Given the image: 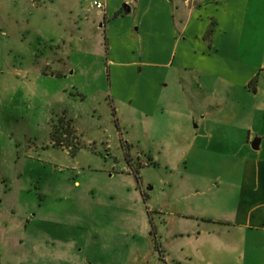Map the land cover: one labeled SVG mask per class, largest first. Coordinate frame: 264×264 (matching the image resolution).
Returning a JSON list of instances; mask_svg holds the SVG:
<instances>
[{"label": "crops", "instance_id": "crops-1", "mask_svg": "<svg viewBox=\"0 0 264 264\" xmlns=\"http://www.w3.org/2000/svg\"><path fill=\"white\" fill-rule=\"evenodd\" d=\"M86 1L0 0V99L15 104L23 88L19 104L32 102L35 112L37 98L30 87L38 78L44 75L52 83L81 78L89 85L102 58L115 123L123 133H134L126 143L147 151L148 160L135 156L141 166L164 167L152 186L141 174L139 189L160 223L151 246L156 240L163 264H262L264 73L253 89H246V71L256 62L244 55L258 57L264 48L258 39L247 47L242 39L236 46L234 36L238 28L247 35L254 23L259 31L264 5L102 0L103 11L88 12ZM90 41L97 53L103 44L102 56L86 49ZM263 61L256 67L264 69ZM62 107L55 115L69 118ZM125 170L133 174L130 166ZM25 220V230L35 225L45 231L30 213ZM4 229L0 224L1 264L68 260L69 243L46 234L28 237L31 243L40 241L42 256H18L23 240L11 234L13 228L6 229L8 234Z\"/></svg>", "mask_w": 264, "mask_h": 264}, {"label": "rangeland", "instance_id": "rangeland-1", "mask_svg": "<svg viewBox=\"0 0 264 264\" xmlns=\"http://www.w3.org/2000/svg\"><path fill=\"white\" fill-rule=\"evenodd\" d=\"M86 9L95 10L92 0L86 1ZM37 43L44 46L41 40ZM85 46L92 54L101 55L104 51L103 44L100 53L91 41ZM6 56L12 59V53ZM244 57L256 62L246 71L249 81L245 88L253 89L256 79L264 73L263 68L256 67L264 60V54L255 57L247 52ZM101 60L100 67L92 69L89 85H84L81 78L68 83L48 82L44 75L38 78L30 87L37 98L35 112L32 102L30 106L19 104L23 88L15 96V104L0 99V177L4 178L0 180V224L4 231L13 228L11 234L23 240L18 256H42L44 247L40 241L35 239L31 243L28 237L46 234L69 243L68 260L63 259L61 264H78L79 258L92 264H163L160 253L151 246L159 220L141 197V178L137 181L125 168L140 169L142 180H148L146 184L152 186L158 184L164 167L152 163L141 166L142 160H148L147 151L139 144L126 143L134 133H123L115 123ZM59 98L63 103L57 109L67 108L69 118H65L76 127L72 124L76 141L80 142L74 150L53 145L50 138L51 125L60 117L57 109L50 113V107ZM115 130L120 133L115 134ZM67 137L75 143L73 135ZM152 152L153 156L157 154L156 150ZM136 154H141L140 162ZM27 213L34 216L37 225L42 224L44 232L35 225L25 230ZM148 217L154 220L149 222ZM260 255V263L264 264V251ZM43 257L49 261L47 256Z\"/></svg>", "mask_w": 264, "mask_h": 264}, {"label": "trees", "instance_id": "trees-1", "mask_svg": "<svg viewBox=\"0 0 264 264\" xmlns=\"http://www.w3.org/2000/svg\"><path fill=\"white\" fill-rule=\"evenodd\" d=\"M125 10H126L125 8H122V10L118 11V13H116V14H119ZM70 135L71 136L73 135L75 137V131H74L72 123L69 119H66L65 117L61 116L58 118L57 122H55L51 125L50 138H51L53 145L61 146V147L65 146V147H68V148H71L72 150H74L75 148H77L79 146L80 141L79 142L76 141L78 138L75 137V141H74L75 143H71L67 137ZM132 169H133V174L135 175L137 181L140 180L139 170L137 168H133V167H132ZM142 198L144 199V201H146V199H147V197L144 193H142ZM147 212H148V214H150L151 211H149V209L147 208ZM155 248L161 254V249L159 248V245L156 243H155Z\"/></svg>", "mask_w": 264, "mask_h": 264}, {"label": "snow or ice", "instance_id": "snow-or-ice-1", "mask_svg": "<svg viewBox=\"0 0 264 264\" xmlns=\"http://www.w3.org/2000/svg\"><path fill=\"white\" fill-rule=\"evenodd\" d=\"M239 2L243 5V4H247L249 0H239ZM252 2L253 3L259 2L260 4L264 5V0H252ZM258 26H259L258 32L256 31L257 24L254 23L252 31H250L247 35H243V36L238 28L234 36V44L236 46H239L243 39L245 47H247L251 44H254L258 39L261 47L264 48V12H262L261 14Z\"/></svg>", "mask_w": 264, "mask_h": 264}, {"label": "built area", "instance_id": "built-area-1", "mask_svg": "<svg viewBox=\"0 0 264 264\" xmlns=\"http://www.w3.org/2000/svg\"><path fill=\"white\" fill-rule=\"evenodd\" d=\"M92 6L97 10H104V3L102 0H92Z\"/></svg>", "mask_w": 264, "mask_h": 264}]
</instances>
